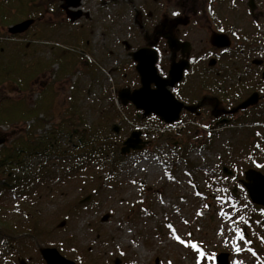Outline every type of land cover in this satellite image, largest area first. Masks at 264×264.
<instances>
[{
  "label": "rangeland",
  "instance_id": "obj_1",
  "mask_svg": "<svg viewBox=\"0 0 264 264\" xmlns=\"http://www.w3.org/2000/svg\"><path fill=\"white\" fill-rule=\"evenodd\" d=\"M12 1L19 4V0ZM142 1L105 4L104 0H82L81 13L75 19L72 10L66 8L73 24L89 29L87 55L90 63L86 62L84 68L81 66V73L78 70L75 76L57 84L60 97L68 92L71 82H78L83 90H89L80 100L82 106L88 107L94 105L100 88L111 93L114 86L120 88L136 83L132 52L143 45L144 31L166 30L159 20L164 19V14L173 7H179L183 0L153 1L145 25L139 26L133 21V15ZM53 24L51 15H45L41 23L45 28L44 37L49 35ZM8 26H0V45L4 41L25 40V37L7 33ZM178 28L180 36L194 41L196 48H207L206 41L194 36L192 25H179ZM53 42L66 44L60 36H50V43ZM43 48L47 49L46 46ZM56 67L54 64L53 68ZM18 94L11 84L0 86V97L21 95ZM125 105L130 109L128 103ZM131 116L124 111V119L116 122L119 128L128 131L127 135L132 129H140ZM188 122L185 119L174 124L164 134L153 137L148 145L147 141L141 150L122 154V161L115 169L116 175L107 186L104 198L91 200L90 195L89 200L78 201L75 212L62 219V209L72 200H78L79 186L73 181L61 186L54 198L39 196L35 210L40 216L36 218L38 227L46 230L41 239L48 238L57 244L59 252L77 264H113L115 258H119V264H155L156 258L158 264H168L169 261L171 264H215L212 257L217 252H228L230 264H264V220L260 218L258 207L249 204L240 190L231 192L229 189L233 186L230 182L221 183L224 188L217 182L222 164L229 167L238 164L245 168L252 161L251 147L255 145L256 127H252L249 120L246 127L244 123L238 125L242 129H238L235 136L202 133L199 137L197 123ZM118 126L114 127L116 131ZM186 128L191 129L187 131ZM8 132L7 128L0 126L4 143L11 135H7ZM259 156L261 164L264 158L262 154ZM52 164L54 173L62 171L65 166L61 159L58 164L55 165L54 161ZM241 168L236 172L241 173ZM82 177L85 179L84 175ZM209 185L211 190L204 192ZM7 198L0 211H6L8 217L20 219L25 211L21 213L19 210L20 201L12 196ZM239 230H243V240L237 235ZM41 246L52 245L39 244L30 252L32 260L25 258V264H39L42 258L38 248ZM237 247L241 249L239 252ZM4 251L0 244V263L4 262ZM200 252L204 253L203 257Z\"/></svg>",
  "mask_w": 264,
  "mask_h": 264
},
{
  "label": "trees",
  "instance_id": "obj_2",
  "mask_svg": "<svg viewBox=\"0 0 264 264\" xmlns=\"http://www.w3.org/2000/svg\"><path fill=\"white\" fill-rule=\"evenodd\" d=\"M152 2L143 0L135 9L146 17ZM45 15H51L54 21L47 39L45 28L41 27ZM25 18H33L34 22L25 32L15 34L25 40L4 41L0 45V86L11 84L21 94L0 97V126L9 130L7 135L11 134L0 146V208L12 196L20 201L21 213L25 210L20 219L0 211V244L5 249L4 262L0 264H21L25 258L32 260L30 252L42 242L58 248L48 238L41 239L46 230L38 227L36 218L40 216L35 210L39 196L54 198L58 189L69 182L79 186L78 200H72L73 203L62 209L61 219L74 213L79 199L87 195H91V200L104 198L122 161L119 150L128 131L119 128L116 122L124 119V111L132 115L134 123L147 126L142 131L149 137L160 135L151 126L169 125L153 114L139 117L140 111L129 103L130 109L120 101L116 104L115 93L123 87L134 88L137 81L134 85L114 86L115 93L100 88L94 105L88 107L82 106L80 100L89 90H83L78 82H71L68 92L60 97L57 84L69 80L78 70L81 73V66L84 68L86 62L90 63L89 29L73 24L60 0H19V4L3 0L0 3V26ZM50 36H60L66 44L50 43ZM43 46L47 49H42ZM39 80L42 82L37 83ZM60 159L65 163L64 169L54 173L52 162L56 165ZM35 163L40 166L34 167ZM210 186L204 192L210 191ZM39 260V264H45Z\"/></svg>",
  "mask_w": 264,
  "mask_h": 264
},
{
  "label": "flooded vegetation",
  "instance_id": "obj_3",
  "mask_svg": "<svg viewBox=\"0 0 264 264\" xmlns=\"http://www.w3.org/2000/svg\"><path fill=\"white\" fill-rule=\"evenodd\" d=\"M233 1L183 0L179 7H173L164 14V19L159 20L166 30L146 31L144 43L138 47L149 46L156 50L155 66L162 78L169 76L173 59L187 61L181 78L170 87L175 98L184 105L179 113L178 123L185 119L189 120L188 123H197L200 128V133H197L199 137H202V133L209 136L218 133L235 136L238 129H242L238 125L244 123L246 127L245 123L249 120L250 125L256 127L258 138L254 137L255 145L251 147L254 153L252 161L245 168L238 164H231L232 167L222 164L217 182H230L233 186L229 189L231 192L240 190L249 204L258 207L260 218L264 220V205L252 202L242 183L244 171L248 168L256 169L264 175V161L261 164L258 162L261 161L259 154L264 158V0H252L251 3L246 0L244 4ZM115 2L128 4L131 0H104L105 4ZM135 12V24L145 25V18L151 11H148L146 17L140 15L139 9ZM187 24L193 26L194 36L198 40L207 42L205 50L196 48L194 41L188 40V37L180 36L178 26ZM166 32L180 41L177 50L169 48L167 38L163 36ZM7 33L15 35L8 30ZM212 37H215L217 44L212 42ZM135 78L138 82L135 87H138L140 80L137 72ZM250 97H253V101L241 106ZM186 129L190 131L191 128ZM144 137L142 135L148 145L153 135L150 139L145 134ZM135 150L131 149L128 153ZM239 167L241 173L236 172ZM198 247L201 249L200 244ZM227 259L230 261L229 253Z\"/></svg>",
  "mask_w": 264,
  "mask_h": 264
},
{
  "label": "water",
  "instance_id": "obj_4",
  "mask_svg": "<svg viewBox=\"0 0 264 264\" xmlns=\"http://www.w3.org/2000/svg\"><path fill=\"white\" fill-rule=\"evenodd\" d=\"M65 8L71 9L72 18H77L81 10L79 8L82 0H60ZM249 0L248 3H251ZM34 22L33 18H26L7 27L10 33H22L26 31ZM167 38L169 48L174 51L180 46V41L171 36L169 33L163 34ZM219 37H216L218 39ZM212 42L217 44L215 37H212ZM187 43L185 42L184 45ZM157 58L156 50L149 47H139L132 52V59L135 61V71L140 80V85L135 88L123 87L117 92V96L122 104L130 102L135 109L140 110L142 116L149 114L157 115L163 122L171 123L178 119L179 113L183 108V103L175 98L170 91V87L181 78L183 69L187 66L185 59L172 61L169 68V76L162 78L156 69L155 61ZM253 97L244 101L241 106H246L251 103ZM117 129V128H116ZM140 130H132L129 135L123 140L120 147V153L126 154L131 149H141L146 143L141 137ZM5 138L0 137V146L4 143ZM246 191L252 202L264 205V175L253 168H248L244 171L242 179ZM90 195L79 200V203L89 200ZM38 252L45 264H77L74 260L62 255L54 246H41ZM228 253L219 252L214 255L213 260L216 264H229L227 259ZM119 258L113 260V264H119ZM25 264V262H21ZM155 264H158V259H155Z\"/></svg>",
  "mask_w": 264,
  "mask_h": 264
},
{
  "label": "snow or ice",
  "instance_id": "obj_5",
  "mask_svg": "<svg viewBox=\"0 0 264 264\" xmlns=\"http://www.w3.org/2000/svg\"><path fill=\"white\" fill-rule=\"evenodd\" d=\"M174 15H178V14H177V13H174ZM134 183H135V182H134ZM241 219H243V218H241ZM169 227H171V225H169ZM189 235H191V234L189 233ZM237 235H238V237H239L241 240L244 239V236H243V230H239V231L237 232ZM176 238H177V239H180L179 236H177ZM181 243H184V241H181ZM193 247H196V246L193 245ZM240 250H241V249H240L239 247L236 248V251H237V252H239ZM200 256L203 257V256H204V253H203V252H200ZM168 264H171V261H169Z\"/></svg>",
  "mask_w": 264,
  "mask_h": 264
},
{
  "label": "built area",
  "instance_id": "obj_6",
  "mask_svg": "<svg viewBox=\"0 0 264 264\" xmlns=\"http://www.w3.org/2000/svg\"><path fill=\"white\" fill-rule=\"evenodd\" d=\"M161 130H164V129H161Z\"/></svg>",
  "mask_w": 264,
  "mask_h": 264
}]
</instances>
